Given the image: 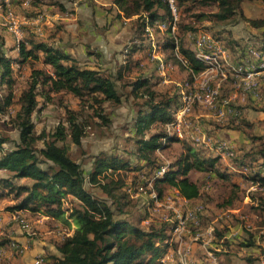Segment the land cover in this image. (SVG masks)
<instances>
[{"label":"trees","instance_id":"obj_1","mask_svg":"<svg viewBox=\"0 0 264 264\" xmlns=\"http://www.w3.org/2000/svg\"><path fill=\"white\" fill-rule=\"evenodd\" d=\"M243 1L253 0H175L180 16L177 24L179 34L161 30L165 38L158 43L170 53L180 68L188 72L191 81L204 68V63L185 46L184 33L195 30L198 26H194V23L200 19L219 24L239 17L249 26L264 27V17L252 19L243 15ZM259 1L264 3V0ZM23 2L21 0L20 3ZM39 2L27 0L29 7L22 10L26 18L39 15L34 9ZM113 3L124 16L136 15L131 25L132 38L130 36L122 50L125 62L115 72L81 65L58 46L26 32L30 27L27 25L22 26L24 34L11 47L16 49V55L7 54L0 43V86L4 85L7 89L5 95L0 96V120L16 101L17 107L13 114H9V119L18 132L17 140H13L0 129V170L7 172L6 176H0V195L12 193L17 200L7 206L9 210L26 208L54 218L67 214L72 219L75 229L56 243L59 254L50 255L51 264H165L160 259L170 245L169 240L175 239L169 226L142 227L140 223L146 219L144 214H136L133 218L117 215L122 213L125 205L122 198L129 197L127 188L130 185L146 186V180L153 177L154 171L163 163L158 150L168 149L172 143L180 145L178 150L172 152L163 175L153 180L160 196L172 186L186 199L199 197L200 187L189 177L191 170L211 171L225 177L216 168L220 163L219 156L203 154L205 152L201 148L205 144L193 145L167 131V125L174 120V112L180 103L176 88L157 89L152 76L140 71L135 73L130 84V94L142 99L135 110L132 126L135 135L132 157L137 164H131L129 159L117 153L99 152L90 157L89 167L85 169L69 155L65 141L68 139L76 146L81 144L86 125L82 119L84 110L89 108L94 116L108 123L109 118L103 114L104 103L117 105L121 102L123 93L117 82L122 81L120 86L126 84L123 76L125 73L132 74L133 53L147 49L144 42L146 25L167 20L171 16L166 0H113ZM204 6H215L216 10H195ZM261 40L262 44L258 47H245L248 56H252L249 48L264 53V38ZM176 48L180 58L174 54ZM14 63H28L29 69L27 85L15 100L12 90L15 83ZM59 93L76 98L80 108L66 105L64 121L56 127L53 138L48 139L44 131L35 132L32 115L39 108V103L51 102L54 95ZM241 122L231 121L223 127L243 130L244 126L250 125L246 120ZM152 125L158 127L151 129ZM200 131L214 138L201 128ZM247 137L252 145L242 148L233 162L239 168L253 167L255 163L258 166L253 173L244 177L258 187L256 191L249 192L256 201L250 207L260 213L259 224L264 228V133L247 134ZM39 140H42V147L36 145ZM19 178H29L31 182L14 181ZM94 184L103 195L94 192ZM227 203L231 204L232 198ZM7 245H4L6 249Z\"/></svg>","mask_w":264,"mask_h":264},{"label":"rangeland","instance_id":"obj_2","mask_svg":"<svg viewBox=\"0 0 264 264\" xmlns=\"http://www.w3.org/2000/svg\"><path fill=\"white\" fill-rule=\"evenodd\" d=\"M27 1V0H26ZM108 3H105L103 5V11L107 10V13L111 15V20L116 21L117 26L121 34L118 35V37H115L113 41L110 42V45H112L115 48H119L121 53L123 50L124 45L128 40L130 39V36L132 38V32H131V25L135 21L136 17L133 18V21H124V19L121 18V15L116 11L115 8H113V5L110 4V1L113 0H107ZM21 0H14L12 3H8L6 6L2 5L0 14V43L3 44V49L7 54L12 55V53H9L7 50L6 44L13 43V40H16L17 31L18 29L22 30V23L21 20ZM195 10H214V6H204ZM256 17L255 18H263L264 17V9L261 7H258L256 9ZM11 14V16L9 15ZM180 20V18H179ZM242 20L241 22H237V24H234V20H229L224 22V26H226V29L231 32L229 36H222L220 35L219 25H216V23H209L206 19H200L194 23V26H198L195 30L189 31V36H191V32H194L196 30H205L207 31L212 38L215 41H218L220 45L224 46L226 48V60L222 59L221 63L225 66H227V63H232L235 65L239 64H253L256 70L263 69L264 70V57L262 59H256L253 56H248L246 53L244 54V46L247 45H254L258 47L260 39L264 38V27L261 28H255L251 30H247L246 28V21ZM62 24H54L55 33H58L60 36L63 35V30H61ZM106 25H103L97 34L104 35V27ZM208 26V27H207ZM68 28H64V37L74 34V32H68ZM160 30V29H159ZM158 29L153 31V37L154 42L161 53V43H158V41L164 40L165 36L163 32L161 33V30ZM176 33L178 32V27L176 29ZM185 34V33H184ZM22 35H20L21 37ZM185 36V35H184ZM145 44L147 45V52L150 53V43L149 38L145 36ZM91 37H88L86 40L87 48H90L92 46L95 48H99L98 45H101L102 47V54L107 56L108 58H113V55H115L118 51L114 49V51L110 52L109 50V44L104 42L103 40H98L96 43L90 39ZM101 39V38H100ZM136 41V39H135ZM194 41L193 37H188L185 39L184 43H192ZM89 43V44H88ZM189 45V44H188ZM233 45V46H232ZM235 46V47H234ZM244 51V52H243ZM247 55V56H245ZM147 56V53H146ZM235 56V57H233ZM245 56V57H243ZM150 59V54L147 56ZM242 57L243 61H239L238 58ZM161 59L164 60L166 63L175 64V59L171 58L170 55L166 52L161 56ZM155 62V66L158 67V63L156 59H153ZM151 62V61H149ZM152 64V63H151ZM176 65V64H175ZM257 65H262L263 68H257ZM177 69L173 70H165L164 75H155L153 72L152 79L155 81L156 88L158 86H161L159 88L162 89H168L171 88L172 85L170 83L167 85V87L162 86L163 82H160L157 84V78L161 77H168L169 74L174 75L176 72V77L179 79L180 75H184L181 78V81L183 79L189 80L191 84H198L203 78H206L210 75H212L214 78L219 79V76H215L214 73L211 74H202L196 76L192 81L189 79L187 74L183 69L180 71L179 66H177ZM13 76L15 78V83L12 87V90H14L15 97L18 96L20 91L27 85V75H28V64H22V65H13ZM170 68V67H169ZM262 70V71H263ZM145 73V72H144ZM162 74V73H159ZM136 74L135 73H125L123 76V80L126 82L124 86H120L122 81H118L117 84L119 85V90L123 93L122 100L119 104L113 105L111 103L105 102L104 103V110L103 114L104 116H107L109 118V122L105 123L100 117L97 115L92 114V110H89V108L85 109L83 112L84 117L82 118L84 121H86V125L84 127L85 133L82 137L81 144L76 146L74 145L70 140L66 139L65 144L68 149L69 155L75 159L76 161L80 162L83 168L87 169L89 167V160L90 157L93 154L99 153V152H113L117 153L124 158H127L130 160L131 164H137L133 160L132 152L133 148L135 147V135L133 130V122L134 118L136 116V108L138 104L142 101L140 97L134 96V94H130V84L134 80ZM158 76V77H157ZM163 76V77H162ZM185 77V78H184ZM254 80H256L260 85V97L261 99L255 103L251 98H247L246 100H242L240 95V88L238 86L240 81V76L235 75L234 73H229L225 79L221 81V87H220V100H226L234 109L242 111L244 109L243 106H246V114L248 115L246 118L252 120V123L248 126H244V133L246 134H252V135H258L262 132H264V119H262L264 116V75L262 73H258L254 75ZM175 87V86H174ZM177 87V86H176ZM7 92L6 86H0V96L5 95ZM140 92V91H139ZM39 100L41 101V98L39 97ZM252 102H254V106L252 105ZM70 106L74 109H79L80 105L76 98L69 94L59 93L54 95L53 100L48 103H39L38 109H36L33 112L32 118L35 125V132L39 133L41 131H44L46 133V138L52 139L56 130V127L58 124L64 121L65 113L64 109L65 106ZM17 107V102L14 101L11 105L8 113L3 117L2 120H0V129L4 131L6 134L9 135L10 138L13 140H17L18 132L16 128H14L10 123V117L9 114L14 113V109ZM238 110V111H239ZM189 114L185 115L184 122L180 126V130L182 132L183 137H188L195 125H199L201 130L207 134H210L211 136H217V133H221V128L223 125H225L228 121H234L237 119H231L227 118L226 116H221L218 113L217 108H211L206 104L194 102L188 111ZM187 112V113H188ZM186 113V114H187ZM93 117H92V116ZM261 118V119H258ZM241 118L238 121H234L235 123H242ZM244 120V117H243ZM5 121V122H4ZM158 127V125H152L151 129H154L155 127ZM171 133H174L175 128L170 130ZM226 136V137H225ZM220 138L224 140H231L228 138V136L225 134L224 136L220 135ZM213 139H216L215 137ZM250 140V139H249ZM186 141V140H185ZM189 143H192L190 140ZM232 143V142H231ZM195 144L194 142L192 143ZM233 144V143H232ZM247 146L252 145V142L249 141L248 143H244ZM36 145L38 147H42L43 143L42 140H39ZM10 146V145H9ZM179 143H172L168 149L161 150L158 152V156L161 158L163 162L169 161V159L172 156V152L178 150ZM215 149V146H211ZM202 151H204L205 156L207 155H213L214 153H209L210 149H206L204 146L201 148ZM238 155V149L234 147V155L232 157H226L227 159L225 161L219 160L220 163L216 165V168H218L221 171H226L227 168H230L229 165L233 166L234 162L233 159L235 156ZM225 162H228L225 164ZM209 171H197L192 170L189 173V177L193 179L200 187V194L198 197V200L193 202V204L190 206L191 208L201 205L203 207V211L201 213V221L199 227H192L191 230H196V232L200 233L199 237L193 240H186L184 236H182V232L176 239L169 240L170 245L166 248L165 255H169V258L174 257L177 258L179 262V258L183 252V250H187V255L189 256L190 264H198V261H196V257L198 260H200V264H207L208 260L206 259V253H205V247L203 246V242L206 240L203 235H207V233H204L202 235L201 232L207 229L208 225L211 223L210 217L211 215L215 214V212H218L220 215V218H218L217 226H213L214 228H221V224H225L224 220H227L232 216L236 217V219L230 220L229 219V227H233L235 220L240 223V227L244 229L246 232L245 238H239L237 240V243L235 244L234 250H232V253H229L228 257H230L229 260L234 261V264H264V228L260 226L259 224V217L260 214L258 211H254L250 206H253V204L247 203L248 199L245 198L244 193L246 192L247 183L243 186V188H234L231 186L230 181H223L215 176V174L211 175ZM214 173V172H213ZM7 172L0 170V176H6ZM88 185V183H87ZM93 190L95 193L99 195H103L101 191L99 190V187L97 185H93ZM148 187L144 185V190L139 191L136 189V186H133L132 193H129V197L122 198V202L125 203L123 206V211L125 213L116 214L123 217H129L133 218L136 214H144L146 216V219H144L140 226L147 227L148 225L159 227V226H165L166 224L169 226L168 220L164 215L170 216L171 210L167 211L164 209V207H160L157 210H152V202L148 198ZM163 194H167V196H170V192L163 191ZM162 194V195H163ZM232 198V203L229 205L227 202ZM7 198H1L0 199V207L1 209L9 210L6 206L7 203H5ZM175 200V199H174ZM176 201V200H175ZM68 204V203H67ZM69 205V204H68ZM228 205V206H227ZM9 206V205H7ZM179 208L182 209L185 207V205H182L179 203ZM230 208L237 209L236 211H230ZM162 213L164 215H162ZM1 215V214H0ZM67 214H65L66 216ZM218 215V216H219ZM40 217L37 215H27L25 217V221L28 224V227H22L19 224L21 235L25 236L27 239L42 241L44 238L40 237V233L46 235H50L46 240L48 241V244H52L55 248V244L57 242L58 237H62L66 235V230H71L69 224V220L64 217V222H62L60 225H52L48 224V221H40ZM41 226H37V224H41ZM227 227V228H229ZM242 229V230H243ZM46 231V232H45ZM212 231V232H213ZM8 234V233H7ZM172 236V235H171ZM173 236L176 237V235L173 234ZM173 236L171 238H173ZM208 236V235H207ZM192 237H194V234H192ZM8 239V238H7ZM10 240V239H8ZM3 238V235H0V242L1 241H8ZM31 240V241H32ZM15 241V240H14ZM195 243L196 246H198L201 253H196V251L192 250L191 244ZM19 246L22 248V250L18 253L13 252L12 258L5 263V264H36L34 261L36 259H40L39 263L37 264H51L52 260L50 255L55 254L52 253V249H48L51 251L50 254H47V252H41V253H25V250L29 251L31 248H29V245L25 243L24 245L22 243H18ZM252 244V245H250ZM241 245H247L252 246L253 248L261 247L262 250L260 253H256L255 249H249L250 251H246L243 253L242 250L238 248V246ZM33 247V245H31ZM231 248H228L230 250ZM13 251V250H12ZM204 251V253H203ZM212 254H214L217 258L218 264L220 263V251H216L211 249L210 250ZM238 251H242L241 253ZM56 252V251H54ZM226 254V253H225ZM236 257L234 258L233 257ZM4 256L0 257V264H3L2 258ZM244 258V261H241V259ZM21 260V263H19ZM167 260V259H166ZM25 262V263H24Z\"/></svg>","mask_w":264,"mask_h":264},{"label":"crops","instance_id":"obj_3","mask_svg":"<svg viewBox=\"0 0 264 264\" xmlns=\"http://www.w3.org/2000/svg\"><path fill=\"white\" fill-rule=\"evenodd\" d=\"M12 2H14V0H0V7H2V5L6 6L8 3H12ZM26 2L27 1L24 0V2L21 3L22 8H20V9H21L22 15H21L20 22L24 26H26V25L30 26L26 29V32L32 34L35 38L43 40L50 45L52 44V45L58 46L63 52L68 53L71 57L77 59L81 63V65L86 66V67L108 69L112 72H115L116 69L119 66H121V64H123L125 62V54L123 52L121 53L119 48H115L112 45H110V42L113 41V39L115 37H118V35L121 34L122 32L120 33V31H118L119 29L116 28V26H117L116 21L111 20V15H109L107 13V10L103 11V5L105 3H108L107 0H40V2L37 4V6H34L35 11L39 12V15H36V16L33 15L32 18H26L24 15V12L22 11L24 8L29 7ZM52 2L53 3L56 2V3L53 4ZM109 3L113 5V8H115L116 11L121 15L122 19L127 18L126 21H129V20L133 21V18L136 17V15H131L128 17L124 16L123 12L117 8V6L113 3V1H110ZM241 7H242V13L246 18L254 19L256 17V13H257L256 9L258 7H261L262 9H264V3L259 1V0L243 1L241 3ZM214 10H216L215 6H214ZM0 12H2L1 8H0ZM0 15H2V14H0ZM233 20H234V24H237V22L242 23V20H240L239 17H236ZM207 22L212 23L210 20H207ZM55 23L57 25L63 23V26L60 27L61 30H63L62 36H60L58 33H55V30H56L54 28ZM103 25H106L103 29L105 33H104V35L101 36V34L100 33L97 34V32L100 31V29L102 28ZM216 25H219V28H217V29H219L220 35L229 36L231 34V32H229V30H228L229 28L226 29V26H224L223 23H219ZM66 27L68 28V30H67L68 32H74V34H72V35L69 34V36L64 37V28H66ZM246 28H247V30L253 29V27L249 26L248 23L246 24ZM23 34L24 33H23V29H22V32H20V35H23ZM184 35H185V36H183L184 41L188 37H191V36H189V31L187 33H185ZM88 37H91L90 39L96 43L98 42V40L104 41V39H105L104 42L109 44L108 47H109L110 52L114 51V49H116V51H118V52L115 55H113V58H108L107 56L102 54L101 45H98L99 48H95V47L92 48V46L90 48H87L86 40ZM16 41H17V38H16V40H13V43L6 44V45H8L7 50L9 51V53L13 52V54L11 56L16 55V49H11V47L15 45ZM261 41L262 40L260 39V41H259L260 45L262 44ZM98 43H101V42H98ZM188 44L185 43V46L193 51L194 50V41H192V43H188ZM159 47H161V45H159ZM244 51H245V46H244ZM166 52H167V50L163 49L161 47V54H165ZM146 53L148 56L149 54L147 52V49H145V48L142 50H137L133 53L132 57L134 60L132 62L133 66H131L132 73H136V72L138 73V71H140V72H145L144 74H146L148 76L149 75L153 76V72L155 75H162V74H159L161 72L159 71L158 67L155 66V64H154L155 62H153L154 60L147 57ZM167 53H168V55H170L169 52H167ZM245 53H246V51L244 52V54ZM245 56H247V55H245ZM245 56H243V57H245ZM170 57L172 58L171 55H170ZM233 57H235V56H233ZM138 58L140 59L139 62L137 61ZM238 59H239V61H243L242 57H240ZM149 61H151V62H149ZM14 64L19 66V64H17V63H14ZM25 64H28V63H25ZM175 64L177 65L176 62H175ZM175 64L170 63L169 70L177 69ZM181 69L182 68H180L178 70L180 71ZM184 71L188 76V72L186 70H184ZM258 73H263V71L259 70ZM183 76L184 75H180V77L178 79L176 77V72H175L174 75L169 74L168 77L162 76L163 78H161V77L157 78V84L160 82H163L165 84H163L162 86L167 87V85L170 83V85L175 86L176 91L179 94V92H180L179 84L185 80V79H183L181 81V78ZM151 80L153 81V79H151ZM159 87H161V86H158L157 89H160ZM239 97L242 100H246L247 98H251L255 103H257L261 99L260 96L259 97H253L249 93L245 94L242 92H240ZM254 102H252L253 106H254ZM243 107H244V109L242 111H240L238 109L239 110L238 116L228 115L227 118L237 119L234 121H238L240 118L243 120V117H244V120H246L249 123H252L253 119L250 120V119L246 118L248 116L246 114V111H245L246 106H243ZM188 114H189V112L186 115H188ZM262 117H263L262 119H264V116H262ZM184 119H185V116H184ZM258 119H261V118H258ZM263 133L264 132H262L260 134H263ZM225 134L231 140V142L233 143V146L238 149L239 154L242 151V148L248 147L244 143H248L250 140L246 136L244 131L241 129H232V128H227V127H222L221 133H217V136H213V137L220 138L219 137L220 135L224 136ZM186 138L185 139L183 138V139L186 140ZM204 147L207 149H210L209 153L213 152L214 153L213 156L218 155L219 160L225 161L227 159L226 157L220 156L218 154L217 150L212 148L211 146L204 145ZM227 163L228 162H225V164H227ZM255 164L253 165V167L243 166L241 168H239L235 165H233V166L229 165L230 168H227L225 172L221 171L222 174H224V176H225L224 178L219 177L218 175H216V173H213V172L210 174L211 175L215 174V176L217 178H219L223 181H230L231 186H233L234 188H237V187L243 188L245 183H247V188H246V192L244 193V196H245V198L248 199L247 203L255 205L256 201L250 197L249 192L256 191L258 189V187L256 184L251 183L250 180H248L247 178L244 177V175L253 173L256 170V168H258V166H256ZM1 170L6 171L5 169H1ZM191 180H193V179H191ZM14 181L17 183H30L31 179L19 178V179H15ZM0 191H1V188H0ZM165 191L170 192V194L173 198L172 203L175 204L177 207H179L178 206L179 203H181L182 205H185V207L182 208L183 210L190 207L193 204V202L198 200V197L194 198V199H186V198L180 196L178 194L177 190L172 186H169V188L166 189ZM4 197L7 198L5 200L6 201L5 203H7L5 207H7V205L14 204L17 201L13 197L12 193H3L0 195V199L4 198ZM1 208L2 207H0V214L2 216V219L0 221V235L2 234L3 238L6 240H8V239L15 240L17 243H22L23 245L25 243H27L29 245V248H31V249L29 251L25 250V253H31V255L35 254V253H41V252H47V254H50L51 251L48 249H52L53 250L52 253H55L54 255H58L59 253L56 249V244H55V248L53 247L52 244L51 245L48 244V241L46 239L50 235H46L48 233L46 231H45L46 232L45 234H42V233L39 234L41 238L42 237L44 238V240L38 241V242H37V240L27 239L25 236L21 235V230L19 227L20 222L17 219H14V216L21 217L25 220V217H27V215H34L35 214L38 217H40V219H41L40 221H42V222H43V220L48 221L47 223L50 224V226L55 225V224L60 225L62 222L65 221L64 217H66V219L69 220V223L67 222V224H69L68 226H70V228H71L70 234L75 229V224L72 221V219H70L68 216H65V215L61 216L60 218H54V217H49V216L42 215V214H39L36 212H32L26 208L13 209V210H5V209H1ZM229 210L230 211H236L237 209L229 207ZM162 215H164V214L162 213ZM218 215H219L218 212H215V214L211 215V217H210L211 223L208 225V227L211 226L213 228V226L214 227L217 226L216 221H218V218H220V215L219 216ZM229 219L233 220V219H236V217L231 215V217ZM229 219L224 220L225 224H223V225L221 224V222H222L221 221L220 222L221 228L220 229L214 228V231L211 234L207 231V229L204 230L203 232H201L202 235L204 233H207V235H208V236L203 235L204 238L207 240L206 248H208L209 250L213 249L216 251H220L219 253H220V257H221L220 258L221 264H234V261L229 260L230 257L232 258V254L230 257H228V255H230V254H228V252L232 253V250H234L233 247H235V244L237 243V240L239 238H241V237L245 238L246 237V232L244 231V229L242 227H240L241 225H240V223H238L237 220H235L233 227H229L230 226ZM41 225H42V223L37 224V226H41ZM20 226H22V225L20 224ZM192 227L193 226H190L187 230H184L182 232V236H184V238L188 241L195 239V235L197 233L195 229L194 230L190 229ZM227 227H229V228H227ZM67 230H68V228H67ZM192 234H194V237H192ZM62 237H58L57 242L60 241V239ZM177 237L178 236H176V237L174 236L175 239ZM10 240H8V241H10ZM8 241H1L0 244L1 245H7ZM31 245H33V247H31ZM250 245H252V244H250ZM191 246H192L193 251H196V253H201L198 246H196L195 243H192ZM228 248H231V249L228 250ZM238 248L240 250H242L243 253L246 251H250L249 250L250 248L255 249L256 253H260L262 250V246L253 248L252 246L241 245V246H238ZM54 251H56V252H54ZM242 251H238V253L239 252L241 253ZM13 252H14V250L12 251L11 248L7 247V250H6L4 257L1 259L3 264L7 263L10 260V258H12ZM203 253H204V251H203ZM233 257H234V255H233ZM234 258H236V257H234ZM177 261H178L177 258L171 257V258H167L165 264H178ZM196 261H198V264H200L199 263L200 260H198L197 257H196ZM241 261H244V258H242ZM19 263H21V260ZM34 263H35V261H34ZM207 264H210V263L208 262Z\"/></svg>","mask_w":264,"mask_h":264},{"label":"built area","instance_id":"obj_4","mask_svg":"<svg viewBox=\"0 0 264 264\" xmlns=\"http://www.w3.org/2000/svg\"><path fill=\"white\" fill-rule=\"evenodd\" d=\"M171 10V16L164 21H156L154 24H147L145 27L144 35L149 38L150 43V56L152 59H156L158 63V69L164 75L165 70L168 71L170 64L166 63L161 59V54L154 42L153 31L155 28L160 30H170L173 34L177 29V24L179 22V12L177 10L175 0H166ZM11 16V14H9ZM127 18H124L126 21ZM17 33V40L20 38V30L15 31ZM191 36L194 39V56L201 60L204 63V68L193 78H196L198 75L202 74H211L214 73L215 76H219V79L214 78L212 75L203 78L198 84H191L189 80H184L179 84L180 92V103L174 112V120L171 121L167 125V131L171 133V129L175 128L174 133L177 134L178 137L182 138V132L180 130V126L184 122V116L190 110L192 104L194 102L206 104L211 108H217L218 113L221 116H238L239 111L234 109L226 100H220V87L221 81L227 77L229 73H234L237 76H240L239 88L242 93H249L253 97L260 96V85L254 80V75L258 74L259 70H256L253 64L245 63L235 65L232 63H227L223 65L221 60H226V48L219 44L218 41H215L212 36L205 30H196L191 32ZM249 53H252V56L256 59H262L264 57V53L249 48ZM176 57H179L177 52V48L175 49ZM185 63V61L183 60ZM257 68H263L262 65H257ZM262 75H264V70ZM187 141L194 142L195 144H205L209 146H215L218 154L222 157H232L234 155V147L229 140H224L222 138L213 139L207 136L204 133H201L199 126H194L191 134L186 138ZM161 150H158L159 152ZM168 161L163 162L159 168H157L153 177L146 180V186L148 187V198L152 202L151 209L157 210L160 207H164L167 211L171 210V215L167 216L166 219L169 223V228L171 232L178 236L184 230H187L190 226L199 227L201 221V213L203 207L201 205L195 206L193 208L188 207L186 209H180L175 204H173L172 196H167V194L159 195L154 187L153 180L157 176L163 175L165 170L167 169ZM136 189L139 191L144 190V185L136 186ZM133 186L130 185L127 188L129 193H132ZM2 216L0 215V221ZM14 219H17L23 227H28L27 222L18 216H14ZM207 231L211 234L213 228L210 226L207 228ZM70 234V230H66V235ZM200 233H196L195 239L198 238ZM205 240L203 242V246L205 247L206 259L210 264H218L217 258L211 251L206 248ZM8 248L14 250V252H20L22 248L15 242L14 240L8 243ZM6 247L4 245H0V257L4 256L6 253ZM169 258V255H165L160 259L161 262L166 263V259ZM40 259H36V263H39ZM180 264H190L189 256L187 255V250H183L180 258Z\"/></svg>","mask_w":264,"mask_h":264}]
</instances>
